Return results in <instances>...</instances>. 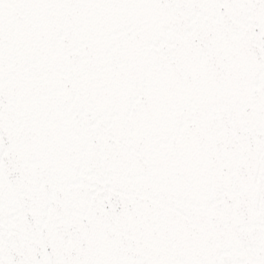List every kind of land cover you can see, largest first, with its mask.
<instances>
[{
  "label": "snow or ice",
  "instance_id": "1",
  "mask_svg": "<svg viewBox=\"0 0 264 264\" xmlns=\"http://www.w3.org/2000/svg\"><path fill=\"white\" fill-rule=\"evenodd\" d=\"M0 264H264V0H0Z\"/></svg>",
  "mask_w": 264,
  "mask_h": 264
}]
</instances>
